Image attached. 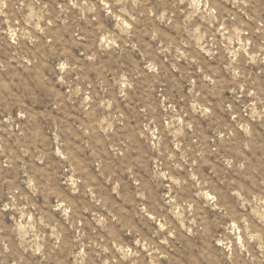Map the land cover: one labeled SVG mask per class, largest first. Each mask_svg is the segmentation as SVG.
<instances>
[{"label":"rangeland","instance_id":"374dc122","mask_svg":"<svg viewBox=\"0 0 264 264\" xmlns=\"http://www.w3.org/2000/svg\"><path fill=\"white\" fill-rule=\"evenodd\" d=\"M0 264H264V0H0Z\"/></svg>","mask_w":264,"mask_h":264}]
</instances>
